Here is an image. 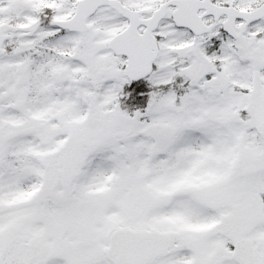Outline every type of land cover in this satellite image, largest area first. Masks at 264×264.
Segmentation results:
<instances>
[{"label":"snow or ice","instance_id":"obj_1","mask_svg":"<svg viewBox=\"0 0 264 264\" xmlns=\"http://www.w3.org/2000/svg\"><path fill=\"white\" fill-rule=\"evenodd\" d=\"M0 264H264V0H0Z\"/></svg>","mask_w":264,"mask_h":264}]
</instances>
